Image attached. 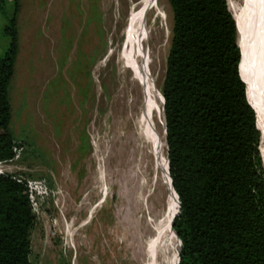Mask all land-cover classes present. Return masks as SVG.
<instances>
[{"label": "rangeland", "instance_id": "obj_1", "mask_svg": "<svg viewBox=\"0 0 264 264\" xmlns=\"http://www.w3.org/2000/svg\"><path fill=\"white\" fill-rule=\"evenodd\" d=\"M137 1L18 0L10 130L24 146L12 161L0 164V172L42 188L41 194L31 193L32 264H141L135 237L144 233L148 212L139 220L131 209L132 184L124 164L131 123L138 119L131 121L122 98L123 29ZM245 1L251 47L264 60L258 0H227L228 8L234 18L232 5L245 7ZM159 4L161 19L146 48L161 95L173 15L167 0ZM14 12V0H2L0 57L9 42L3 30ZM260 96L264 101L261 86ZM161 103L158 130L165 136L162 95Z\"/></svg>", "mask_w": 264, "mask_h": 264}, {"label": "trees", "instance_id": "obj_2", "mask_svg": "<svg viewBox=\"0 0 264 264\" xmlns=\"http://www.w3.org/2000/svg\"><path fill=\"white\" fill-rule=\"evenodd\" d=\"M14 2L0 57V163L24 146L10 130L9 87L19 51ZM167 2L173 26L160 91L168 171L180 203L172 226L181 243L178 264H264L259 80L238 47L227 0ZM34 224L24 183L0 174V264H32Z\"/></svg>", "mask_w": 264, "mask_h": 264}, {"label": "bare ground", "instance_id": "obj_3", "mask_svg": "<svg viewBox=\"0 0 264 264\" xmlns=\"http://www.w3.org/2000/svg\"><path fill=\"white\" fill-rule=\"evenodd\" d=\"M258 2L264 21V0ZM245 4V7L232 5L237 44L264 90V60L251 47L253 29L248 21L246 1ZM162 10L159 0H138L131 6L123 29L126 46L123 73L127 77L122 98L123 102L127 98L125 104L131 121L136 115L138 119L134 125L131 123L124 164L129 169L127 181L132 184L131 209L138 214L139 220L148 212L144 233L135 237L141 264H177L179 251V243L172 231L178 199L170 186L165 156L166 135H160L158 130L162 123L161 95L153 73L151 53L146 48ZM139 225L137 221L136 229L140 232Z\"/></svg>", "mask_w": 264, "mask_h": 264}, {"label": "built area", "instance_id": "obj_4", "mask_svg": "<svg viewBox=\"0 0 264 264\" xmlns=\"http://www.w3.org/2000/svg\"><path fill=\"white\" fill-rule=\"evenodd\" d=\"M1 164V163H0ZM0 174H3V173H1L0 172ZM17 178V182H19V183H24V185H25V188H26V193L28 194V196H29V198H30V200H31V193L32 192H37V193H40L41 194V187H39V186H36V185H33V184H31V183H27L25 180H22L21 178H18V177H16ZM40 191V192H39ZM32 201V200H31Z\"/></svg>", "mask_w": 264, "mask_h": 264}, {"label": "water", "instance_id": "obj_5", "mask_svg": "<svg viewBox=\"0 0 264 264\" xmlns=\"http://www.w3.org/2000/svg\"><path fill=\"white\" fill-rule=\"evenodd\" d=\"M239 47V46H238ZM162 99H163V97H162ZM163 105H164V100H163ZM254 108V107H253ZM254 111H255V109H254ZM164 131H165V134H166V127L164 126ZM167 170H168V159H167ZM168 175H169V171H168ZM169 180H170V186L172 187V181H171V178H170V176H169ZM173 188V187H172ZM176 194V193H175ZM176 197H177V199H178V196H177V194H176ZM179 210H180V203H179V200H178V211H177V214L179 213ZM176 214V215H177ZM174 221V220H173ZM173 226V225H172ZM175 233V232H174ZM175 236H176V234H175ZM177 238V237H176ZM179 241V240H178ZM180 247H181V243H180V241H179V250H180ZM178 262H179V256H178ZM178 262H177V264H178Z\"/></svg>", "mask_w": 264, "mask_h": 264}]
</instances>
